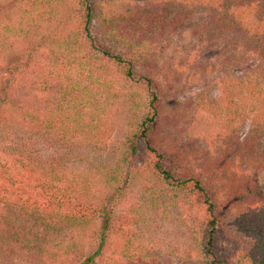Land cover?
<instances>
[{
  "label": "trees",
  "instance_id": "obj_1",
  "mask_svg": "<svg viewBox=\"0 0 264 264\" xmlns=\"http://www.w3.org/2000/svg\"><path fill=\"white\" fill-rule=\"evenodd\" d=\"M110 71L137 90L120 148L84 176L43 163L32 146L44 136L102 151L118 95L98 75ZM216 72L218 128L186 155L163 129L190 123L187 136L196 114L167 108L180 84ZM142 170V206L116 213ZM263 182L264 0H0V264H174L136 234L149 210L181 194L194 243L179 264H194L193 253L196 264H264V242L236 222L263 215L264 225Z\"/></svg>",
  "mask_w": 264,
  "mask_h": 264
},
{
  "label": "rangeland",
  "instance_id": "obj_2",
  "mask_svg": "<svg viewBox=\"0 0 264 264\" xmlns=\"http://www.w3.org/2000/svg\"><path fill=\"white\" fill-rule=\"evenodd\" d=\"M18 11L16 7L14 9ZM100 72L98 75L99 82H108L112 85L114 90L117 92V99L111 104L110 111L108 113V121L106 122L107 128L110 127L108 132V138L105 140L104 145L102 146V151L94 152L89 149L86 142L79 141L76 146H63L53 137H41L37 144L34 143L32 149L36 151L43 163L49 164L51 162H58L60 164H65L76 173H79L81 176L85 175V172L89 170L91 165L95 162L101 164L109 159V155L112 151H116L120 148L121 142L124 141V137L129 130V123L135 120L136 116L139 114V108L133 107L129 103L130 93L137 92L136 89H131L130 85L124 83L119 78H117L112 71ZM107 74V75H106ZM107 76V77H105ZM217 76V72L214 75H211L212 78ZM105 77V78H104ZM211 80V79H210ZM205 83L203 79L193 82L192 86H186L185 84H180L179 91V105L177 107H168L166 115L173 113L175 109H184L188 118L192 115L193 111L196 114V126L188 132V135L183 134V130L189 129L190 123H181L180 129H175L171 123L163 129V141L165 144H175L180 141V144H185L186 150L189 156H191V149L195 148L197 144L199 148L194 151L193 155L197 151L201 150V146H204L205 140H201L203 133L212 131L213 128H218L217 123L212 118V113L210 112L211 107H214L216 111L221 109V99L224 93V85H221L219 82L210 81ZM213 80V79H212ZM185 85V86H184ZM200 104L196 109H194L193 104ZM196 110V111H195ZM169 126V127H168ZM200 133V136L197 137V133ZM194 139L192 142L191 140ZM190 140V142H189ZM142 151L139 153L138 161L136 168L141 169L143 167L141 161ZM203 154V151L200 152ZM199 158V157H198ZM75 162V163H74ZM191 162H195V159H191ZM96 164V165H97ZM143 172H137L134 177L131 178L130 183H128L119 194V199L117 196V202L115 205L116 213H126L127 209L133 208V206H142L143 202L141 199L144 198L142 195L143 189ZM147 181H150V186H154V181L151 178H147ZM255 183V182H253ZM253 183L250 184L253 187ZM258 185H255L256 188L259 187L260 181H256ZM100 184H97L100 187ZM264 184V182H263ZM153 188V187H152ZM262 193H264V188L262 186ZM159 194V192H157ZM150 213L147 215V219H144L143 224L137 227L138 233L136 234V241L139 243L147 242L150 246L153 247L154 252L156 253L157 259L161 261H168L179 264L186 258L188 252H191L193 247V240L191 238V232L188 230L189 227V211L184 205V198L181 195H178L176 198H172L161 205H157L155 209L149 210ZM245 217V216H243ZM263 218V215L260 217L247 216L244 218H238L243 227H245V234L248 238L253 239L257 242H264V225L261 222H258ZM92 233L88 235V239L83 244V253L88 254L91 251V242H92ZM225 245L220 244L221 251L225 249ZM191 249V250H190ZM171 259V260H170ZM197 257L193 253L192 261L196 264Z\"/></svg>",
  "mask_w": 264,
  "mask_h": 264
}]
</instances>
